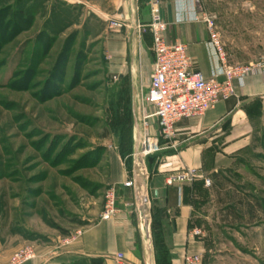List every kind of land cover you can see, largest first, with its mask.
Here are the masks:
<instances>
[{"label": "rangeland", "instance_id": "1", "mask_svg": "<svg viewBox=\"0 0 264 264\" xmlns=\"http://www.w3.org/2000/svg\"><path fill=\"white\" fill-rule=\"evenodd\" d=\"M108 3L0 0V264L41 263L97 224L111 155L130 167L132 76L115 67L106 41L116 31L94 6ZM200 4L229 64L264 60V0ZM222 173L227 180L211 184L199 215L208 264H264V212L248 217L238 202L264 206V135ZM235 206L241 220L229 214ZM28 250L33 256L18 262Z\"/></svg>", "mask_w": 264, "mask_h": 264}, {"label": "crops", "instance_id": "2", "mask_svg": "<svg viewBox=\"0 0 264 264\" xmlns=\"http://www.w3.org/2000/svg\"><path fill=\"white\" fill-rule=\"evenodd\" d=\"M108 4L111 10L94 6L98 7L101 20L117 17L125 24L120 31L109 34L106 48L118 64L115 67L123 64L132 76L133 109L137 95L148 87L152 69L151 35L140 31L149 24L152 9L166 23L165 41L185 45L193 70L204 77L211 75L217 60L207 25L194 19L195 14L200 16L194 0H109ZM134 119L135 136L136 115ZM149 124V135H157L155 119ZM263 135L264 72L259 70L245 77L241 86L235 85L234 96L218 101L201 117L180 121L176 138L160 141L161 149L157 152L142 159L132 156L129 168L124 159L111 155L108 181L116 188V214L83 230L63 243L59 252L38 264H69L85 258L116 264L113 258L117 253L132 264H155L151 206L160 207L165 214L163 241L171 254V263L187 264L186 256L197 255L196 264H208L210 241L199 215L203 212L201 207L210 201L212 190L201 180L178 187L167 185L165 179L186 168H199L211 179L212 173L230 168L251 151ZM127 181L132 183L128 187L124 186ZM193 231L199 234L193 235Z\"/></svg>", "mask_w": 264, "mask_h": 264}, {"label": "built area", "instance_id": "3", "mask_svg": "<svg viewBox=\"0 0 264 264\" xmlns=\"http://www.w3.org/2000/svg\"><path fill=\"white\" fill-rule=\"evenodd\" d=\"M195 8L200 16L194 15L195 20L203 21L210 33V44L214 49L217 65L213 67L211 75L204 77L200 72L194 71L192 61L186 53L185 45L181 43L168 44L164 33L166 23L162 20L156 9L151 10L150 22L140 31H148L152 40L153 63L149 76L148 87L137 95L136 123L134 136L135 159H142L160 150V141H172L177 136V124L186 119L203 116L218 101H225L235 94V85H242L245 77L253 71L264 72V60L246 64H229L226 56L217 42L213 17L204 13L200 0H194ZM108 28L120 31L124 26L122 19L109 17L106 19ZM116 81L119 75L113 74ZM155 119L158 127L157 135H149V123ZM174 145L172 144L171 147ZM201 180L206 187L211 186V179L199 168H186L179 170L168 177L167 185H177ZM131 181L124 183L130 186ZM116 188L110 185L104 195L101 220L111 219L117 211ZM193 231V235H198ZM65 243V242H64ZM18 262L31 258L32 252L28 250ZM17 256H23L19 254ZM29 257V258H28ZM116 264H132L122 253L114 255ZM197 255L186 256L185 263L196 264Z\"/></svg>", "mask_w": 264, "mask_h": 264}, {"label": "trees", "instance_id": "4", "mask_svg": "<svg viewBox=\"0 0 264 264\" xmlns=\"http://www.w3.org/2000/svg\"><path fill=\"white\" fill-rule=\"evenodd\" d=\"M127 156V155H126ZM131 161V158H130ZM126 166L128 168L127 160L125 161ZM212 180V186L218 189L220 186L224 184V181L227 180L226 176L222 173V171H217L215 173H212L210 175ZM240 203H245L246 210H247V216L253 217L255 214V210H258L260 212H264V206L260 203V201H257L254 197H249L246 200L240 199ZM153 207V208H152ZM229 214L231 217L241 220L242 215L237 213L236 206L235 208L229 207ZM165 214L163 210H160V207H154L151 206V237L153 240V253H154V262L155 264H172L171 263V254L169 253L168 248L166 247L164 241H163V233L165 231V228L167 226V223L165 221ZM97 259V258H96ZM69 264H85L83 261H77L74 263Z\"/></svg>", "mask_w": 264, "mask_h": 264}]
</instances>
